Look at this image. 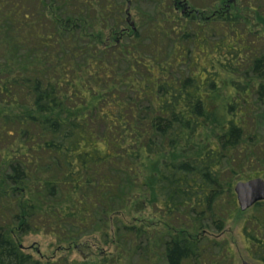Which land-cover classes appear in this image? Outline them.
<instances>
[{
	"label": "trees",
	"instance_id": "obj_1",
	"mask_svg": "<svg viewBox=\"0 0 264 264\" xmlns=\"http://www.w3.org/2000/svg\"><path fill=\"white\" fill-rule=\"evenodd\" d=\"M182 1L0 0V264H81L38 260L16 235L47 230L71 245L107 235L109 216L146 188L172 223L161 259L210 264L204 221L224 230L235 185L264 156V0H199L185 19L193 31H176L192 0ZM134 3L154 6L135 29ZM210 127L212 146L175 157ZM166 154L176 159H155ZM250 210L243 234L264 264V202ZM120 229L146 239L143 264L157 260L152 233Z\"/></svg>",
	"mask_w": 264,
	"mask_h": 264
},
{
	"label": "rangeland",
	"instance_id": "obj_2",
	"mask_svg": "<svg viewBox=\"0 0 264 264\" xmlns=\"http://www.w3.org/2000/svg\"><path fill=\"white\" fill-rule=\"evenodd\" d=\"M180 2H185L179 0ZM211 1V0H205ZM186 3V2H185ZM227 5H235L234 0H229ZM233 3V4H232ZM132 4V0H131ZM198 2L192 0L188 1V10H183V6H179V11L176 12L175 16H179L176 23L181 22V29L176 31H193L189 27V23L185 20L187 15L190 14L191 9H197L198 7L202 8ZM207 5V4H206ZM153 5L146 3H134V7H131V20L135 24H138V17L142 11H146L147 14L151 13L153 10ZM140 10V11H138ZM183 10V11H182ZM207 15V14H206ZM190 17V16H188ZM219 36H211L210 40L215 42L219 40ZM20 59V53L18 54ZM3 62L0 60V65L3 66ZM186 68L181 66V69L175 72L174 75L177 77L181 74L180 72L185 71ZM223 80L228 78L223 77ZM220 95H217L218 98L215 101L217 118L222 119V111L219 109V104H221V97L227 98L229 90L222 88ZM75 102V101H74ZM261 120L260 114L257 116V120ZM260 125V123H259ZM258 133H261V136H264L260 126ZM217 133L213 127L201 132V135L194 139L193 145L183 146L178 149L175 154V157L178 159H185L195 154H200L206 148L214 144V135ZM249 143V142H248ZM247 146H249V143ZM175 157L164 156L157 161L160 163L165 160H174ZM264 156L261 153H256L254 155L253 161L246 166V174L249 177L261 178L264 180ZM7 167H1V171L5 172ZM147 176L150 174L143 173ZM146 177V176H145ZM255 177V178H254ZM246 182V181H245ZM143 194L138 193L137 197L132 195L129 198V202L126 204V207L121 211L114 213L109 216V218H102V222L106 223L107 220L110 224V232L105 235L103 232L99 233L97 230L94 232H85L86 235H82L74 245L70 243H60L56 236L51 233H48L47 230L32 231L28 234H18L16 235L17 240L23 246L26 253L33 255L36 259L41 261L46 260H55L59 261L61 258L69 259L70 262L73 260L81 264H140L144 263L145 259L142 260L141 248L145 247L147 244L146 239H137L131 240L130 238L122 237L120 226H136L141 227L144 230L152 233L151 239L154 237V245L157 247L156 254L157 260L153 264H166V261L161 259V253L163 251L162 241L166 240L168 233H172V223L163 218V213L160 211L159 207L161 205L155 204L153 201L152 191L149 192V189H143ZM226 200L224 205H226ZM253 214L251 210L242 212L238 206L236 213H230V218H227L225 228L223 231H219L215 222L212 219H207L204 221L205 228L200 233V240L203 249H206L204 252L205 262L213 264L217 262L218 264H243L248 262L249 264H258L250 256L249 253V244L243 234V227L246 224L247 219ZM99 219V218H97ZM107 219V220H106ZM98 220H95V226H101L102 222L97 223ZM98 228V227H97ZM96 228V229H97ZM119 232V233H118ZM167 234V235H166ZM105 235V236H104ZM156 236V237H155ZM84 241L89 242V247L85 248L82 244ZM82 245V246H81ZM81 246V248H80ZM84 246V247H83ZM140 247V248H138Z\"/></svg>",
	"mask_w": 264,
	"mask_h": 264
},
{
	"label": "water",
	"instance_id": "obj_3",
	"mask_svg": "<svg viewBox=\"0 0 264 264\" xmlns=\"http://www.w3.org/2000/svg\"><path fill=\"white\" fill-rule=\"evenodd\" d=\"M130 24L131 27L135 29L134 23L131 22ZM234 193L240 210L246 212L252 209L256 204L264 202V180L255 178L246 182H239L235 185ZM243 264L249 263L244 262Z\"/></svg>",
	"mask_w": 264,
	"mask_h": 264
}]
</instances>
